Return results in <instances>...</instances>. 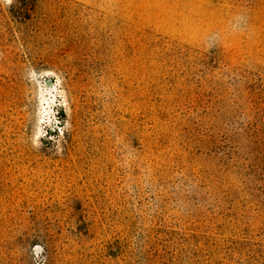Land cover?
I'll use <instances>...</instances> for the list:
<instances>
[{"label":"rangeland","instance_id":"obj_1","mask_svg":"<svg viewBox=\"0 0 264 264\" xmlns=\"http://www.w3.org/2000/svg\"><path fill=\"white\" fill-rule=\"evenodd\" d=\"M0 264H264V0H0Z\"/></svg>","mask_w":264,"mask_h":264}]
</instances>
